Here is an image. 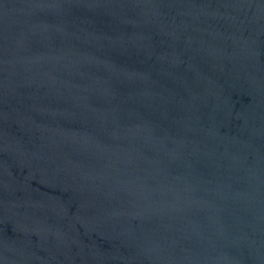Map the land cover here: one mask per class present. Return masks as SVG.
<instances>
[{"label":"water","instance_id":"obj_1","mask_svg":"<svg viewBox=\"0 0 264 264\" xmlns=\"http://www.w3.org/2000/svg\"><path fill=\"white\" fill-rule=\"evenodd\" d=\"M0 264H264V0H0Z\"/></svg>","mask_w":264,"mask_h":264}]
</instances>
